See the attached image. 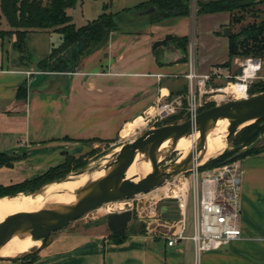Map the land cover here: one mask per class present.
Wrapping results in <instances>:
<instances>
[{
	"label": "crops",
	"instance_id": "1",
	"mask_svg": "<svg viewBox=\"0 0 264 264\" xmlns=\"http://www.w3.org/2000/svg\"><path fill=\"white\" fill-rule=\"evenodd\" d=\"M193 18L191 12L189 16L146 24L144 29L139 25L113 32L106 46L95 51H101L105 58L98 69L84 70V61L75 72L58 73L62 77L50 84L48 74L34 71L31 59L28 65L11 64L15 57L22 58L32 33H58L28 32L23 51L17 54L9 52L8 44L0 40V153L22 156L12 167L0 168V185L35 178L62 163L67 155L84 156L96 142L120 136L126 123L143 116L158 102L184 96L186 61L181 62L180 54L166 47L154 53L152 44L168 31L172 36H189L188 31L179 33L177 29L178 25H193ZM1 29L10 27L7 24ZM60 43L61 35L50 50ZM219 63L210 64L208 70ZM36 75L44 77L35 80ZM46 80V84L41 83ZM22 85L27 87L23 100L16 97ZM237 163L241 170V238L224 246V250L205 254L208 264H256L258 257L264 256V150L242 157ZM171 204L169 210L163 207L167 217L175 213ZM164 231L146 228L131 233L126 229L117 240L103 224L90 229L65 227L51 234L31 264H196L193 241L182 239L169 246ZM191 234L192 224L189 227L187 223L186 235ZM23 262L0 259V264Z\"/></svg>",
	"mask_w": 264,
	"mask_h": 264
},
{
	"label": "trees",
	"instance_id": "2",
	"mask_svg": "<svg viewBox=\"0 0 264 264\" xmlns=\"http://www.w3.org/2000/svg\"><path fill=\"white\" fill-rule=\"evenodd\" d=\"M83 0H0V25L1 19L4 18L10 27L9 30L0 28V40L9 33L16 36L18 49L25 42L28 32L35 30H51L61 35V43L53 47L50 52L38 62L43 71L49 73L75 72L81 66L82 56H87L93 52L104 48L109 40L111 33L123 31L129 26H138L146 24L159 23L170 17L189 16L192 12V6H195L194 14H207L213 12L226 11L229 14L230 29L236 26V31H232L227 36V54L228 60L225 61L228 66L231 65L236 57L242 58H264V19L256 21L260 12L263 10L256 9L258 14L253 21L246 20V13L259 5H264V0L254 2V0H142L133 6L134 12H145L151 8L152 13H143L137 22L125 20L131 14V8L122 9L119 12H107L114 0H105L103 11L87 24L76 27L71 17L66 13V9L73 8ZM194 2V5H193ZM254 13V12H253ZM139 16V15H138ZM175 40L181 42L180 48L186 53L189 39L185 36H173ZM172 37V38H173ZM154 53H157L154 50ZM185 56L180 61H185ZM45 73V72H42ZM239 73V72H238ZM237 73V74H238ZM257 86V90L252 87ZM264 91V84L257 81L252 82L249 87V95ZM27 96V87L22 85L18 88L17 99H25ZM213 104L208 105L211 107ZM206 107V108H207ZM205 108H202L203 110ZM179 115L171 116L166 123H177ZM264 133V118L244 126L235 135L236 140L242 145L240 148L249 146L257 137ZM95 141V140H94ZM111 142V141H110ZM264 150V143L246 149L236 158H229L230 155L222 154L216 160H208L200 166V169H212L231 160H238L247 155L256 154ZM93 154V150L89 152ZM22 156L16 154L0 153V168L12 167L14 162ZM86 156L74 157L67 155L65 160L51 168L43 174L24 180L20 183L9 186L0 185V197L16 196L34 192L51 181H58L62 176H66L71 171H77L86 163ZM127 232H137L134 227ZM139 231L140 232H143ZM113 236L120 240L122 235ZM45 245V244H44ZM37 252L26 255L20 259L22 264H31L36 258Z\"/></svg>",
	"mask_w": 264,
	"mask_h": 264
},
{
	"label": "rangeland",
	"instance_id": "3",
	"mask_svg": "<svg viewBox=\"0 0 264 264\" xmlns=\"http://www.w3.org/2000/svg\"><path fill=\"white\" fill-rule=\"evenodd\" d=\"M140 1L142 0H114L110 8L107 10V12H119L122 9L131 8V14L128 17H126L125 20H129L131 22H137L138 19L143 18V16H140V15L138 16L137 14H135L133 10V6H135ZM104 2L105 0H84L81 4L76 5L74 8L68 9L67 14L71 17L72 23L76 27H80V26L87 24L89 21L95 19L103 11L102 5ZM193 5H194V2H193ZM194 9H195V6H192L193 14H194ZM256 9L263 10L264 5H259V6H256L250 9L245 14L247 17L246 20L253 21V19L255 18L254 16L258 14L257 12H260V11H257ZM255 19L256 21H260L261 19H264V13L260 12L257 18ZM226 20H228V22H225ZM224 23H227V24H224ZM228 24H229V16L227 15L226 11L213 12V13H207V14H201V15L194 14L193 25L188 24L187 27L185 25H178V29H177L179 33L183 31H188L189 36H191L190 38L188 37L189 41L186 44V47H187L186 53L180 48L181 42L176 41L175 37H173L172 40L168 42L166 45H171L174 48V51L176 50L178 54H180V57L185 56V59H186L185 61H187L189 48H190L189 46L190 39H191V41H194L193 51H194V59H195L197 71L208 70L210 64L219 63L220 61H224L223 60L224 57L227 56V53H226L227 37L222 34V31H223L224 26L226 27V25L228 26ZM5 25L7 26L6 22L2 20L0 28H5ZM131 28L135 29L136 27L135 26L127 27V29H131ZM138 28L144 29L146 28V26L142 25V26H139ZM236 29H237L236 26H232V28L230 29V33L232 31H236ZM168 33H170V31H168ZM59 36H60L59 34H55L51 32H43V31L32 33L30 40L28 39V42H27L28 48L25 51H23L24 44L23 46H21L20 51L24 52L23 55H21L22 58L18 56L15 57L12 60L11 66L28 65V63H30L29 60L31 59L32 61L30 65L36 73L46 72L41 69V66L40 67L38 66V62L42 61L43 57L49 53L52 43H55V45L58 43ZM3 40L6 46L8 44L7 47L10 49L9 52L11 51L13 54H15L16 52H19L17 41H16L17 39L14 34L7 33L3 37ZM160 50H164V47H160L156 49V52H159ZM104 59L105 58L103 57V53L101 51L93 52L92 54H89L87 56H82L81 65H82V62L85 61L84 62L85 66L82 65L81 67L86 71L98 69V66L104 63ZM244 59L246 58L236 57L231 62L232 64L231 65L229 64V66L226 62L213 65L210 68V70L213 67H220L222 69L227 68V71L229 72L232 78L227 79L224 77L222 79L216 80L215 82L214 81L211 82V85L222 88L227 85L228 81H231V82L235 81L236 79L234 78V76L237 75L238 72L241 73V62ZM258 59L261 60L262 67L258 73L259 77L254 79V81H257L260 84H264V58L258 57ZM227 60H228V57H227ZM47 76L49 78L47 84L52 83V81H59V78L62 77V75H59L58 72L50 73ZM46 82L47 80L41 81V83H45V84ZM252 89L257 90V86L252 87ZM217 94H221V93H217ZM254 94H257V93H254ZM214 98L215 99L210 98V100L207 101L203 105V108L206 109V107L210 104L216 105V104L226 102L228 100L227 98L220 99L217 96ZM180 106H181L180 110H178L176 114L163 118V120L159 122H155L153 124L150 123V127L152 126L157 127L162 124H170L166 122L170 119L171 116L179 115V120L177 122H182L188 119L187 115L185 114V112L187 111L186 110L187 108L186 98L182 99ZM138 129H141V128H138ZM122 133L123 132H121L122 138L118 136L111 142L110 141L100 142V143L96 142L97 143L96 146L92 148L93 154H89V152L85 154L86 163L83 167H80L78 170H81L83 168H85L86 170H89L94 166L95 167L99 166L104 159L107 160L109 157H113L117 153V152L115 153L114 149L123 147L129 141H131L132 139H134L140 134L136 131L134 135L130 136L129 138H125L124 135H122ZM235 134H231L228 137V139H226V147L224 148V150L217 156H214L213 158H211L210 160H216V158L220 157L222 154H225V155L229 154L230 155L229 158H232V159L236 158L234 157V155L239 153L243 148H240L242 144L238 142V140L235 139L236 138ZM261 136H262L261 143H264V133ZM177 155L178 154L176 151L173 152L167 158H164L163 160L159 161L158 165L162 167L163 165L174 161L177 158ZM106 156H108V158ZM227 161H229L227 163H233V162H236L237 160L231 161L227 159ZM74 172L75 171L69 172L66 178L73 175ZM61 180L62 179L58 181H61ZM163 182L164 180L161 183ZM139 194L140 193L133 195L131 198H128L124 201H120V202H126L125 208L129 207L132 210V219L129 222L127 229H130L131 231L132 230L131 226H133L134 230L137 232L142 231V230L145 231L146 228L152 229L155 232L164 231V229H166V226L171 224L170 218L166 216L168 211L164 210V208L167 210L172 208L169 206V205H172L171 201L156 202L154 199H150L149 197L148 198L142 197L141 194L140 195ZM119 207H121V205H118L117 208ZM99 208L92 210L91 212H88L83 217L69 223L68 226L66 227L73 226V228L90 229L96 226L97 224L106 225V216L109 215V213H106L104 210L99 211L98 210ZM114 211L117 212L119 210L116 209ZM187 223H188V226L191 227L192 217H191L190 210L188 211ZM218 250H224V247H221V249L219 248ZM215 251L217 250L213 249V250L201 252L199 255V258L198 259L195 258L196 264H208V260H206L205 254H210ZM256 264H264V256L258 257V260H256Z\"/></svg>",
	"mask_w": 264,
	"mask_h": 264
},
{
	"label": "water",
	"instance_id": "4",
	"mask_svg": "<svg viewBox=\"0 0 264 264\" xmlns=\"http://www.w3.org/2000/svg\"><path fill=\"white\" fill-rule=\"evenodd\" d=\"M259 0H254L258 2ZM154 8L145 12H135L137 15L143 13H152ZM222 34L228 36L230 27L223 28ZM172 34L167 33L163 38L155 40L152 44V49L156 50L160 47L174 50L171 45H166L172 40ZM176 51V50H175ZM42 75L48 73H40ZM44 76H35V80H39ZM32 85V82H29ZM218 118H228L226 139L231 134L237 133L241 129L242 124L264 118V91L258 94L249 96L246 99H229L226 102L213 105L209 108L201 110L193 119H186L182 122L162 124L157 127L148 129H138L140 133L137 137L129 141L126 145L120 148L115 154L117 158L107 167L110 170L105 176L99 180H90L82 187L87 191L73 206L68 208L66 212H58L56 210L42 209L35 212H19L16 213L2 223H0V247L10 240L12 235L18 231L29 232L33 240L40 241V246L31 248L28 252L15 257H0V259L16 260L26 255L38 252L40 248L48 241L51 234L57 230L65 228L69 223L83 217L88 212L101 207L103 204L115 201H124L138 193H144L159 185L163 180L188 170L193 164V153L184 156L182 160H174L160 167L156 158L155 150L158 143L163 139L180 136L183 134H192L199 132L198 146L195 151H198L205 141L206 126L209 121H215ZM248 125V124H246ZM245 125V126H246ZM242 126V127H241ZM241 127V128H240ZM262 140V136L256 138L249 146L244 147L234 157L246 149L257 146ZM140 151L146 154L152 164V171L143 178L134 181V178H126L125 173L134 160L136 153ZM100 164L96 168L86 170L85 168L75 171L74 176L85 172H94L101 167ZM104 166L103 168H105ZM171 169L170 172H165L166 169ZM68 175L62 176L65 179ZM57 182L51 181L47 184ZM95 185V186H93ZM171 219H177L178 215L174 212L168 215ZM132 219V211L125 210L119 213H112L106 216V226L111 234L122 235L125 233L129 222Z\"/></svg>",
	"mask_w": 264,
	"mask_h": 264
},
{
	"label": "built area",
	"instance_id": "5",
	"mask_svg": "<svg viewBox=\"0 0 264 264\" xmlns=\"http://www.w3.org/2000/svg\"><path fill=\"white\" fill-rule=\"evenodd\" d=\"M189 46L187 71L184 74L187 80L185 95L155 104L152 107L153 115H148V112L143 114L146 123L141 130L150 128V123L159 122L163 118L176 114L184 98L187 102L185 114L188 119H193L210 98L215 99L214 97L220 95L217 93H221L223 87L212 86L211 82L224 77L232 78L227 68L213 67L206 73H198L194 59V41L191 39ZM261 67L262 62L258 58L244 59L241 62V73L234 76L236 80L227 82V85L231 84L235 87L238 98L233 96L224 98L228 100L248 98L250 84L259 77ZM201 165L192 164L188 170L165 179L163 183L147 192L140 193L142 197H149L156 202L171 201L174 204L178 218H170L171 224L164 229L167 244L171 246L182 239H191L197 259L203 251L219 249L241 238L239 223L241 170L237 161L212 169H200ZM108 203H120V201ZM128 209L131 210L129 207H124L112 213ZM189 210L192 217V234L187 236Z\"/></svg>",
	"mask_w": 264,
	"mask_h": 264
},
{
	"label": "bare ground",
	"instance_id": "6",
	"mask_svg": "<svg viewBox=\"0 0 264 264\" xmlns=\"http://www.w3.org/2000/svg\"><path fill=\"white\" fill-rule=\"evenodd\" d=\"M221 93L222 94L217 95L220 99L227 96L238 98L235 87L231 84L223 87ZM153 114L154 109L150 108L148 110V115ZM251 122L252 121H248L242 124V126L251 124ZM145 123L146 118H143L142 116L137 117L133 121L124 125L122 135H124L125 138H129L134 135L138 128H142ZM228 124V118H218L215 121H209L206 126L204 145L198 151H195L199 140L198 131L193 132L192 134H183L163 139L156 146V158L158 161H161L176 151L178 154L176 160L178 161L182 160L184 156L193 153L191 161L193 163L203 164L214 156L220 154L226 147ZM119 150L120 147L114 149L115 153ZM106 157L108 158V156ZM116 158L117 155L109 157L107 160L104 159L101 162V167L94 172H85L77 176L71 175L61 181L46 184L31 193L0 197V223L19 212H35L42 209L56 210L60 213L66 212L68 208L73 207L88 190L84 191L82 186L90 180H99L105 176L110 170H112L110 167L108 168L107 165L109 163L111 164ZM104 166L106 167L103 168ZM96 167L94 166L92 169ZM170 170L171 169L168 168L165 172H170ZM151 171L152 164L149 158L145 153L138 151L133 162L127 169L125 177L134 178L133 180L137 181ZM125 203L126 202L107 203L98 210L112 213L116 209L122 210L125 207ZM118 205H121V207L117 208ZM38 246H40V241L33 240L29 232L18 231L12 235L8 242L0 247V257H15Z\"/></svg>",
	"mask_w": 264,
	"mask_h": 264
},
{
	"label": "flooded vegetation",
	"instance_id": "7",
	"mask_svg": "<svg viewBox=\"0 0 264 264\" xmlns=\"http://www.w3.org/2000/svg\"><path fill=\"white\" fill-rule=\"evenodd\" d=\"M153 127H156V126H152V127H150V128H153ZM148 129V128H147Z\"/></svg>",
	"mask_w": 264,
	"mask_h": 264
}]
</instances>
